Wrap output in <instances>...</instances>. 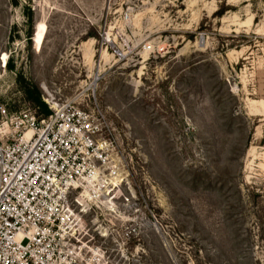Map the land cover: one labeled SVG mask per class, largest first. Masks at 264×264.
Returning a JSON list of instances; mask_svg holds the SVG:
<instances>
[{
  "label": "rangeland",
  "instance_id": "obj_1",
  "mask_svg": "<svg viewBox=\"0 0 264 264\" xmlns=\"http://www.w3.org/2000/svg\"><path fill=\"white\" fill-rule=\"evenodd\" d=\"M28 83L105 119L91 264H264V0H0V122Z\"/></svg>",
  "mask_w": 264,
  "mask_h": 264
},
{
  "label": "built area",
  "instance_id": "obj_2",
  "mask_svg": "<svg viewBox=\"0 0 264 264\" xmlns=\"http://www.w3.org/2000/svg\"><path fill=\"white\" fill-rule=\"evenodd\" d=\"M76 100L0 122V264H91L80 227L110 185L112 143Z\"/></svg>",
  "mask_w": 264,
  "mask_h": 264
},
{
  "label": "trees",
  "instance_id": "obj_3",
  "mask_svg": "<svg viewBox=\"0 0 264 264\" xmlns=\"http://www.w3.org/2000/svg\"><path fill=\"white\" fill-rule=\"evenodd\" d=\"M213 64H214L216 71H217L216 80H217L218 84L225 87L228 95L233 100H235L236 97L233 96L232 92L230 91L229 87L227 86L226 81H224L221 78L217 64L216 63H213ZM8 67L10 70L15 69V66L13 65L12 61H10L8 63ZM18 77H20L19 79H21L22 75L18 74ZM24 91H25L26 96L28 97V99L32 103L34 110L37 112V115L39 117L47 118L50 115H52L53 111L50 109L49 105L43 100L42 93H41L40 89L35 84L28 83L25 86ZM230 118H231L230 119L231 122L236 121V120H246V122H248L247 117L242 113H238V111L231 113Z\"/></svg>",
  "mask_w": 264,
  "mask_h": 264
}]
</instances>
